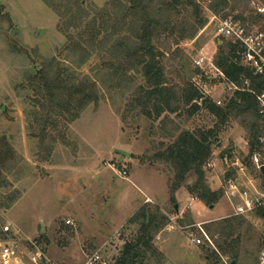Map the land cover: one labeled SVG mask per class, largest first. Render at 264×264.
Returning a JSON list of instances; mask_svg holds the SVG:
<instances>
[{"label":"rangeland","instance_id":"1","mask_svg":"<svg viewBox=\"0 0 264 264\" xmlns=\"http://www.w3.org/2000/svg\"><path fill=\"white\" fill-rule=\"evenodd\" d=\"M206 1L202 8L207 24L193 41L179 46L187 58L186 71L180 70L179 53L165 58L163 64L173 84L180 85L183 77L210 103L221 106L234 89L225 85L213 58L221 38L216 30L229 7L214 17L206 9L213 0ZM107 2L84 0L83 5L98 9ZM252 4L264 7V0H244L230 17L248 15ZM58 25L57 15L41 0H0V139L11 150V155L0 159V242H9L26 264H30V254L41 264H83L85 257L96 250L111 259L135 237L138 226L127 222L149 198L154 204L148 205H159L167 222L153 239L162 257L149 258L143 264H211L214 259L208 263L204 257L213 251L191 244L189 237L192 233L200 238L192 228L196 224L203 229L212 219L233 217L234 203L223 193L224 173L235 161H244L258 190L260 176L250 161L246 120L229 117L219 126L218 120L202 108L189 117L183 109L177 116H168L172 124L164 133L179 127L197 136L218 127L211 143V158L202 171L209 189L222 193L212 209L199 201L188 207L185 186L194 183L191 177L175 194L176 205L172 207L168 199L173 167L153 160L173 141L163 137V116L153 121L138 112H128L130 92L109 90V72L101 65L100 55L92 54L85 65L77 68L74 58L61 52L66 38ZM247 26L252 32L264 31V19ZM158 49L164 50L161 46ZM52 58L77 76H89L98 88L100 102L96 107L88 106L69 126L68 143L56 144L47 156L29 136L24 116L29 105L19 87L43 61ZM199 59L204 60L201 67L195 64ZM191 69H197V76L190 77ZM138 85H144V80L136 76L131 89ZM116 150L128 153L129 159L116 154ZM249 193L254 191L249 189ZM257 213L244 217L252 229L246 233L245 226L240 231L236 264H258L264 252V220ZM4 226L10 230L6 235ZM211 241L215 246V241L221 239L215 235ZM222 255L230 259V255Z\"/></svg>","mask_w":264,"mask_h":264},{"label":"trees","instance_id":"2","mask_svg":"<svg viewBox=\"0 0 264 264\" xmlns=\"http://www.w3.org/2000/svg\"><path fill=\"white\" fill-rule=\"evenodd\" d=\"M41 1L57 15L58 30L66 38L61 52L76 59L73 62L77 68L85 65L92 54L100 55L101 65L109 72V90L130 92L128 112H138L153 121L163 116L161 132L164 138L173 141L162 153L155 154L153 160L173 167L174 179L168 199L172 207L176 205L175 194L191 177L194 183L185 186L189 196L208 208L216 205L222 193L209 189L202 168L211 158V143L216 139L218 127L197 136L181 131L179 127L164 133L167 125L172 124L168 116H177L183 109L189 117L202 108L218 120L219 126L229 117L243 118L246 120L249 150L252 151L260 136L255 97L264 87V76H253L242 65L244 50L238 42L220 38L213 65L221 73L225 85L235 88L221 106L210 103L187 79L183 81L181 77L180 85L167 79L163 64L167 57L182 54L180 70L186 71L187 58L179 46L193 41L207 24L202 8V2L207 1L108 0L98 9L84 6V0ZM242 1L213 0L206 9L216 17L229 7V12L222 14L223 20L230 17ZM244 8L247 11L246 6ZM248 12L246 16L239 13L232 18L244 25L264 19L252 7ZM197 72V69L189 70L190 77L197 76ZM136 76L144 80V85L131 89ZM19 88L29 105L24 114L29 136L38 142L40 150L47 156L56 144L68 143L69 126L88 106L96 107L100 102L95 82L87 75L77 76L56 58L43 61L37 72ZM9 155V146L0 139V159ZM257 215L264 220L263 211H258ZM165 222L167 218L157 206L144 205L138 209L127 222L128 225L136 224L138 231L119 250L115 264H143L149 258H161L162 253L153 246V239ZM245 226L246 233H249L252 228L246 219L233 216L209 222L203 225V230L210 239L218 235L221 241H215V247L220 253L230 255L232 264H236L240 231ZM211 254L204 257L205 261L209 263L214 259L211 264H218L215 254Z\"/></svg>","mask_w":264,"mask_h":264},{"label":"built area","instance_id":"3","mask_svg":"<svg viewBox=\"0 0 264 264\" xmlns=\"http://www.w3.org/2000/svg\"><path fill=\"white\" fill-rule=\"evenodd\" d=\"M251 6L257 14L264 17V7L254 4ZM216 36L233 39L238 42L244 50L242 65L248 68L253 76H264V31L252 32L247 25L235 21L232 17H228L219 21ZM195 64L201 67L204 64V60L199 59ZM232 88L235 89L234 87ZM255 99L260 123V136L256 148L252 150L250 161L254 164L257 174L260 176V181L257 190L252 184L254 180L249 178L248 167L244 161H235L231 164V168L224 173L223 193L230 202L234 203L233 216L246 217L256 211L264 212V87L256 95ZM209 166L207 164V167ZM122 175H126V172L122 171ZM241 179H244L245 182ZM249 189H252L254 193H249ZM195 200L190 197V202L187 203V206L190 207ZM66 225H70V221H66ZM194 227L198 231L200 238L190 233L189 242L191 244L211 249L217 258L218 264H232L228 257L223 256L217 250L202 229L201 224L192 226V228ZM2 231L3 234H8L10 231L9 226H4ZM117 256L107 259L103 255L102 250H96L85 257L83 264H115ZM27 258L30 264H41L39 258L35 255H27ZM0 264L26 263L17 255L14 247L9 242L4 241L0 242ZM258 264H264V252L260 254Z\"/></svg>","mask_w":264,"mask_h":264},{"label":"crops","instance_id":"4","mask_svg":"<svg viewBox=\"0 0 264 264\" xmlns=\"http://www.w3.org/2000/svg\"><path fill=\"white\" fill-rule=\"evenodd\" d=\"M189 202H190V196H189V201H188V203H189ZM195 202H198V201H197V200L193 201V202L191 203V206H192V204L195 203ZM143 204L148 205V204H154V203L152 202L151 199L146 198V200L144 201ZM155 206H159V205H155ZM159 208H160V206H159ZM218 219H219V218H218ZM215 220H217V219H212V220H210V221H215Z\"/></svg>","mask_w":264,"mask_h":264},{"label":"water","instance_id":"5","mask_svg":"<svg viewBox=\"0 0 264 264\" xmlns=\"http://www.w3.org/2000/svg\"><path fill=\"white\" fill-rule=\"evenodd\" d=\"M115 152H116V154H118V155H120V156H122V157H124L126 159H129V157H130V155L128 153H126V152H123V151H120V150H116ZM262 171H263V169H262ZM212 208L213 207H210V209H212ZM175 210H177V207H175Z\"/></svg>","mask_w":264,"mask_h":264}]
</instances>
